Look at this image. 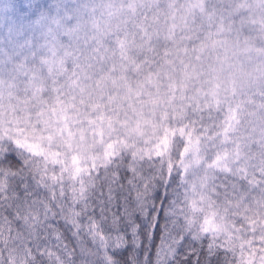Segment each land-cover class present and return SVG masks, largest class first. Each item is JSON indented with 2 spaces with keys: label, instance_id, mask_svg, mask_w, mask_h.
<instances>
[{
  "label": "snow or ice",
  "instance_id": "obj_1",
  "mask_svg": "<svg viewBox=\"0 0 264 264\" xmlns=\"http://www.w3.org/2000/svg\"><path fill=\"white\" fill-rule=\"evenodd\" d=\"M0 264H264V0H0Z\"/></svg>",
  "mask_w": 264,
  "mask_h": 264
}]
</instances>
